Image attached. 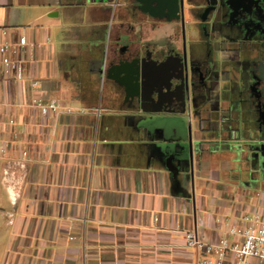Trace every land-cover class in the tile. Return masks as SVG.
Returning a JSON list of instances; mask_svg holds the SVG:
<instances>
[{"label": "crops", "instance_id": "obj_1", "mask_svg": "<svg viewBox=\"0 0 264 264\" xmlns=\"http://www.w3.org/2000/svg\"><path fill=\"white\" fill-rule=\"evenodd\" d=\"M124 3L0 0V42L36 43L31 55L10 53L22 79L0 63V264H196L186 230L217 242L244 213L264 212V196H251L264 169L248 165L235 124L217 116L192 120L200 151L176 184L150 144L154 123L112 77L121 47L154 36ZM52 99L72 111L42 116L33 100Z\"/></svg>", "mask_w": 264, "mask_h": 264}, {"label": "flooded vegetation", "instance_id": "obj_2", "mask_svg": "<svg viewBox=\"0 0 264 264\" xmlns=\"http://www.w3.org/2000/svg\"><path fill=\"white\" fill-rule=\"evenodd\" d=\"M132 1L154 30L144 50L158 48L159 77L167 65L176 68L175 93L185 97L160 107L180 103L201 123L217 116L235 124L242 157L264 169V0H154V14L144 10L147 4Z\"/></svg>", "mask_w": 264, "mask_h": 264}, {"label": "water", "instance_id": "obj_3", "mask_svg": "<svg viewBox=\"0 0 264 264\" xmlns=\"http://www.w3.org/2000/svg\"><path fill=\"white\" fill-rule=\"evenodd\" d=\"M138 1L147 4L148 8L144 10L154 14V0ZM144 48V41L142 46L136 49H130L127 44L121 47L119 61L111 66L114 69L112 77L115 82L125 85L126 98L144 113L143 120L154 123L151 129L156 131L159 137L150 144L157 149L179 185L180 174L186 176L189 173L192 177L195 155L200 151L198 142L192 137V120L197 119L198 114H191L190 110L180 103L173 109L160 107L162 102L169 103L173 100L176 104L178 101H184L185 97H179L175 93L178 76L172 72L176 68L167 65L162 77H159L158 67L162 61L154 58L158 48L146 47L147 51ZM162 94H167L168 99L161 98ZM146 104L157 109H153V113L149 114V110L144 108Z\"/></svg>", "mask_w": 264, "mask_h": 264}, {"label": "built area", "instance_id": "obj_4", "mask_svg": "<svg viewBox=\"0 0 264 264\" xmlns=\"http://www.w3.org/2000/svg\"><path fill=\"white\" fill-rule=\"evenodd\" d=\"M35 42H30L24 35H20L15 44L4 40L0 42V63L4 73H12L15 79H22L24 69L19 57L12 54L31 55ZM37 79L30 81L31 85L38 84ZM33 104L39 108L42 116L50 112H71L72 108L62 107L59 101L49 100L42 102L33 100ZM13 118L9 121L13 122ZM24 154L25 151H22ZM8 156V143L0 144V158ZM227 235L218 239L217 242L202 240L196 230L185 231V242L197 250L196 264H229L225 261L228 253H232L237 259V264H248V259H264V212L255 210L244 213L238 221L227 225ZM229 235L231 238H229Z\"/></svg>", "mask_w": 264, "mask_h": 264}, {"label": "rangeland", "instance_id": "obj_5", "mask_svg": "<svg viewBox=\"0 0 264 264\" xmlns=\"http://www.w3.org/2000/svg\"><path fill=\"white\" fill-rule=\"evenodd\" d=\"M125 6H132L135 5V2H133L132 0H125L124 3ZM255 134V129L253 127V125H251V135L253 136ZM258 193V194H257ZM264 196V176L259 177L258 181L255 184L251 185V196L256 199L259 196ZM257 261H255L254 264H264V259H256Z\"/></svg>", "mask_w": 264, "mask_h": 264}]
</instances>
